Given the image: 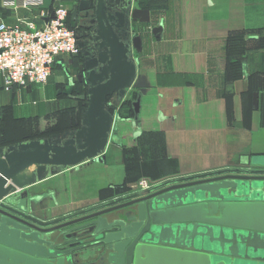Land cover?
<instances>
[{
	"label": "crops",
	"instance_id": "0c3cea01",
	"mask_svg": "<svg viewBox=\"0 0 264 264\" xmlns=\"http://www.w3.org/2000/svg\"><path fill=\"white\" fill-rule=\"evenodd\" d=\"M134 1L130 9H147L150 17L130 24L141 38L140 50L132 51L130 88L141 96L138 121L119 120L118 138L104 155L71 169L51 168L57 173L16 192L15 207L42 221L124 195L127 189L119 187L134 176L157 181L264 158V0H151L144 8L132 7ZM50 5L44 0L43 10ZM38 12L0 0V23L39 27ZM160 26L157 39L152 30ZM64 59L45 85L8 93L0 78L1 148L80 127L85 107H71L75 100L64 93L77 77Z\"/></svg>",
	"mask_w": 264,
	"mask_h": 264
},
{
	"label": "water",
	"instance_id": "95a60500",
	"mask_svg": "<svg viewBox=\"0 0 264 264\" xmlns=\"http://www.w3.org/2000/svg\"><path fill=\"white\" fill-rule=\"evenodd\" d=\"M78 13L94 46L78 44L84 94L73 95L72 87L64 93L87 106L75 131L0 147V264H264L263 157L166 177L47 221L15 207L16 192L56 174L51 168L71 169L104 153L116 118L108 99H122L136 77L132 51L141 38L130 24L148 23L149 11L117 9L115 0H95L91 9L81 0L73 21ZM152 33L161 39L162 27ZM140 102V95L132 102L133 122Z\"/></svg>",
	"mask_w": 264,
	"mask_h": 264
},
{
	"label": "built area",
	"instance_id": "2783aa9c",
	"mask_svg": "<svg viewBox=\"0 0 264 264\" xmlns=\"http://www.w3.org/2000/svg\"><path fill=\"white\" fill-rule=\"evenodd\" d=\"M78 0H51L43 10L44 0H4L6 6L37 9L39 27L32 21L17 25L0 23V78L5 92L29 85H45L58 60L78 54V38L69 24L70 9ZM150 186L142 179L138 189Z\"/></svg>",
	"mask_w": 264,
	"mask_h": 264
},
{
	"label": "rangeland",
	"instance_id": "374dc122",
	"mask_svg": "<svg viewBox=\"0 0 264 264\" xmlns=\"http://www.w3.org/2000/svg\"><path fill=\"white\" fill-rule=\"evenodd\" d=\"M49 0H45V3H48ZM148 2H151V0H135L134 2L131 3V6L132 7H135V8H144L145 5L147 6H151L152 4L148 3ZM148 3V4H147ZM81 41L78 40V44H80ZM62 63H64V66L73 70L75 73H80L81 71V59L80 57H78L77 55L76 56H72V57H67L65 58ZM84 87V86H83ZM78 95L79 94H84V91H83V88L82 86L79 87L78 89ZM134 92L132 89H129L127 90V93L126 95L122 98V99H118V97L116 95L110 97L108 99V107H125L126 106V101L127 99H129L130 97L133 98V95ZM125 103V104H124ZM85 103H80L78 102V107H82L84 106ZM124 104V105H123ZM118 126H119V119L116 118V121L114 123V126H113V129H112V133H111V136H110V147H113V144H114V140H117L118 138ZM28 127H26L27 129ZM18 130V129H17ZM20 131V130H19ZM29 130H24V134H27ZM22 132H20L17 136H21ZM104 155V154H103ZM123 165L126 166V171L129 172L131 171L132 169H129V162L127 161V157L125 158V161H122ZM136 177L134 176L133 179H131L130 181H126V183H123L122 184V187H119L121 189H128V188H136L137 187V184L139 183V181H141L142 179H139L138 178V181H136L135 179ZM131 191V190H129Z\"/></svg>",
	"mask_w": 264,
	"mask_h": 264
},
{
	"label": "flooded vegetation",
	"instance_id": "af4514ba",
	"mask_svg": "<svg viewBox=\"0 0 264 264\" xmlns=\"http://www.w3.org/2000/svg\"><path fill=\"white\" fill-rule=\"evenodd\" d=\"M80 1L81 0H78V2L70 9V12H69V24L73 28V30H74V32H75L76 37L78 38V40L81 41V44L84 45V46H86V47L92 48L94 46V43L92 42V36H91V33H90V31L92 30V28H89V29L85 30V29H81L79 27L80 21H82L84 19L83 17L80 16V13L76 14V21H73L72 20V12L79 5ZM89 1H90V8L92 9L93 6H94L95 0H89ZM115 7L117 9H119L121 7H125V8L130 9V0H115ZM80 51H81V49L79 48L77 56L80 57V59H81ZM81 63H82V61H81ZM81 69H82V65H81ZM79 75H82V70L80 71V73L77 74V77L75 78V80L72 79V81H70V83H69L73 90H74V87L76 86V84L78 86H84V84L82 82H80ZM136 98H137V96L135 97V99ZM109 108H110L109 110L113 113V110L114 109L112 107H109ZM120 108L121 107H119V109ZM114 115L119 120L124 119L118 113L117 114H114ZM116 118H115V121H116ZM130 120H132V119H130ZM115 121H114V123H115ZM113 126H114V124H113ZM146 180H148V179H146ZM148 181L150 183L151 182H155V181H152V180H148ZM135 189H138V188L136 187ZM135 189L134 188H130L131 191L132 190H135ZM126 192L127 193L130 192L129 189H127Z\"/></svg>",
	"mask_w": 264,
	"mask_h": 264
},
{
	"label": "trees",
	"instance_id": "16d2710c",
	"mask_svg": "<svg viewBox=\"0 0 264 264\" xmlns=\"http://www.w3.org/2000/svg\"><path fill=\"white\" fill-rule=\"evenodd\" d=\"M77 91V90H76ZM84 91V90H83ZM73 95L77 96V94L75 93V88H74V91H73ZM79 95H82V94H79ZM135 100V96H133V98H129L127 99L126 101V106L125 107H121L119 109V115L122 117V118H130V119H133L134 118V112H133V109H132V102ZM78 102L80 103H85L84 106L82 107H86L87 106V102L86 101H77L75 100L72 104L71 107H78ZM125 104V103H124ZM123 104V105H124ZM80 107V108H82ZM26 141V140H25ZM23 142V141H22ZM150 180V179H148ZM125 189V188H124ZM124 189H120V190H124Z\"/></svg>",
	"mask_w": 264,
	"mask_h": 264
}]
</instances>
